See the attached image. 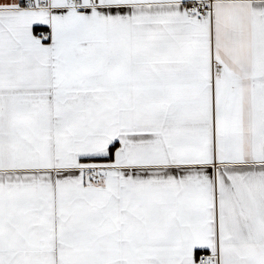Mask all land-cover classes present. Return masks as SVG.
Listing matches in <instances>:
<instances>
[{
  "label": "crops",
  "instance_id": "0c3cea01",
  "mask_svg": "<svg viewBox=\"0 0 264 264\" xmlns=\"http://www.w3.org/2000/svg\"><path fill=\"white\" fill-rule=\"evenodd\" d=\"M0 264H264V0H0Z\"/></svg>",
  "mask_w": 264,
  "mask_h": 264
},
{
  "label": "built area",
  "instance_id": "2783aa9c",
  "mask_svg": "<svg viewBox=\"0 0 264 264\" xmlns=\"http://www.w3.org/2000/svg\"><path fill=\"white\" fill-rule=\"evenodd\" d=\"M204 3L205 2H202V1H196L192 5V7L194 9H197L198 10L197 14H198L199 17L204 16L210 10V5L209 6H205ZM210 3L211 2L209 1V4ZM38 5H39V7H43L44 4L42 2H39ZM205 258H206V255H202V259H205Z\"/></svg>",
  "mask_w": 264,
  "mask_h": 264
},
{
  "label": "trees",
  "instance_id": "16d2710c",
  "mask_svg": "<svg viewBox=\"0 0 264 264\" xmlns=\"http://www.w3.org/2000/svg\"><path fill=\"white\" fill-rule=\"evenodd\" d=\"M112 152H113V151H112ZM112 152H111V154H112ZM111 154H110V157H111ZM110 157L108 158V160L110 159ZM93 161L98 162V161H100V159H98V160H93Z\"/></svg>",
  "mask_w": 264,
  "mask_h": 264
}]
</instances>
